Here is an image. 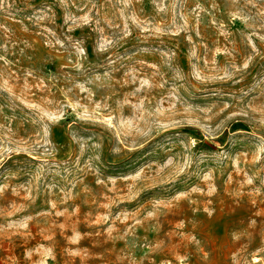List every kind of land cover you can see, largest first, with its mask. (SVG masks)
<instances>
[{
	"label": "rangeland",
	"instance_id": "1",
	"mask_svg": "<svg viewBox=\"0 0 264 264\" xmlns=\"http://www.w3.org/2000/svg\"><path fill=\"white\" fill-rule=\"evenodd\" d=\"M0 264H264V0H0Z\"/></svg>",
	"mask_w": 264,
	"mask_h": 264
}]
</instances>
